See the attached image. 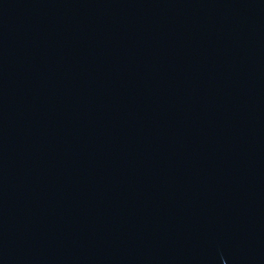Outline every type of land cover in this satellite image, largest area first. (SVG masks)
Wrapping results in <instances>:
<instances>
[{
  "label": "water",
  "instance_id": "95a60500",
  "mask_svg": "<svg viewBox=\"0 0 264 264\" xmlns=\"http://www.w3.org/2000/svg\"><path fill=\"white\" fill-rule=\"evenodd\" d=\"M0 264H264V0H0Z\"/></svg>",
  "mask_w": 264,
  "mask_h": 264
}]
</instances>
